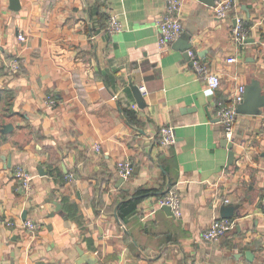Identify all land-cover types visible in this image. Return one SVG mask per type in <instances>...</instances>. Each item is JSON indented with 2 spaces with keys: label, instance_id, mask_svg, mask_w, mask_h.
Here are the masks:
<instances>
[{
  "label": "crops",
  "instance_id": "obj_1",
  "mask_svg": "<svg viewBox=\"0 0 264 264\" xmlns=\"http://www.w3.org/2000/svg\"><path fill=\"white\" fill-rule=\"evenodd\" d=\"M19 2L15 10L0 0V264H264V108L238 114L228 163L217 106L255 78L264 92V0H234L226 17L183 0L193 63L176 40L159 44L168 0ZM112 13L121 31L108 30ZM237 16L243 45L233 37ZM15 55L19 72L9 67ZM199 66L220 75L218 89ZM132 84L144 86L145 107ZM125 108L137 112V125ZM167 124L176 133L170 146L159 139ZM126 159L133 172L119 184L117 164ZM19 167L33 176L30 190L15 175ZM173 186L182 216L152 213ZM138 187L156 192L121 221L118 202ZM230 203L239 205L235 228L204 240ZM26 220L35 229L23 227Z\"/></svg>",
  "mask_w": 264,
  "mask_h": 264
},
{
  "label": "built area",
  "instance_id": "obj_2",
  "mask_svg": "<svg viewBox=\"0 0 264 264\" xmlns=\"http://www.w3.org/2000/svg\"><path fill=\"white\" fill-rule=\"evenodd\" d=\"M183 6V0H168L167 10L157 20L159 27V44L162 48H166L171 45L176 39H178L184 32V25L181 18V9ZM234 7V0H220L217 1L214 6V11L219 17H226ZM108 30L111 32L121 31L123 29V22L116 13H112L108 21ZM233 37L239 45H243L246 40V30L243 19L237 16L236 23L233 27ZM18 39L21 41L27 40V35L24 32L19 33ZM192 58L196 55V52L192 49L189 51ZM237 60L236 56H231L228 61ZM196 64L198 65L197 61ZM9 67L14 72H19L22 67V60L19 55H15L9 62ZM199 70L205 72V77L209 86L213 89H218L221 86V77L214 72H207L204 67L199 66ZM143 90L144 86H140ZM246 86H241L238 91L229 100L220 99L217 102L219 118L223 124L225 138L233 140L236 130V122L238 118L237 107L244 98ZM144 93V91H143ZM48 105L55 106L57 100L50 97ZM160 143L164 146H170L176 142V133L174 126L167 124L163 125L159 131ZM101 146L98 144L95 146V150L99 151ZM117 169L124 179H127L133 172V165L130 160H122L118 162ZM16 177L20 180V185L30 190L32 188L33 176L24 167H19L15 172ZM164 205L171 206L175 217L180 218L183 214L182 207V195L179 189L175 186L169 188L163 195H160L155 202L152 209V213L157 209L162 208ZM13 226V222H8ZM236 221L233 218L215 217L209 226L203 231L202 237L204 240L213 242L227 234L233 228H235ZM23 227L29 229H35L36 224L32 220H26L23 222Z\"/></svg>",
  "mask_w": 264,
  "mask_h": 264
},
{
  "label": "water",
  "instance_id": "obj_3",
  "mask_svg": "<svg viewBox=\"0 0 264 264\" xmlns=\"http://www.w3.org/2000/svg\"><path fill=\"white\" fill-rule=\"evenodd\" d=\"M202 2L206 3L209 6H215L218 0H201ZM20 2L19 0H11V7L15 10L20 8ZM191 37L186 35L180 36L176 41L173 43V47L180 49L183 51L184 56L186 59L190 60L191 63H193V58L190 55L189 51L193 47L192 42L190 41ZM132 89L134 92V95L136 97V100L138 102L139 107H145L146 101L144 98V93L142 92L140 86L132 84ZM264 108V92L263 87L261 84V81L257 78L251 80L250 84L246 86L245 92H244V98L242 102L238 104L237 112L239 114H261ZM13 128L12 123L5 124L3 129L5 131ZM234 140V139H233ZM228 140L227 138L223 139V146L229 148V155H228V163H232L235 158V151L233 150L234 141ZM39 170L41 171V174H46L47 172H43V167L39 166ZM124 181V178H121L119 184H122ZM60 208V207H59ZM163 209H165L169 214L172 216L174 215V212L169 205L162 206ZM239 205L238 204H223L220 207V215L224 218H233L235 215H238L239 212ZM80 253H83V250L80 251ZM247 258L252 259L253 258V252L247 251L246 252Z\"/></svg>",
  "mask_w": 264,
  "mask_h": 264
},
{
  "label": "trees",
  "instance_id": "obj_4",
  "mask_svg": "<svg viewBox=\"0 0 264 264\" xmlns=\"http://www.w3.org/2000/svg\"><path fill=\"white\" fill-rule=\"evenodd\" d=\"M124 113L130 124L137 125L139 123L137 112L135 110L125 108ZM154 192H156L155 188L138 187L132 192V194L124 196L122 200L118 202L117 214L119 219L125 221L128 217L135 214L139 203L148 196L154 194Z\"/></svg>",
  "mask_w": 264,
  "mask_h": 264
}]
</instances>
